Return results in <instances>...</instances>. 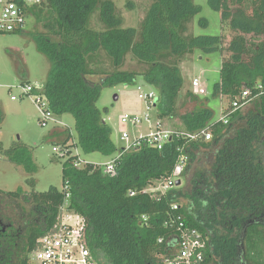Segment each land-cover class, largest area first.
Returning <instances> with one entry per match:
<instances>
[{"label":"trees","instance_id":"1","mask_svg":"<svg viewBox=\"0 0 264 264\" xmlns=\"http://www.w3.org/2000/svg\"><path fill=\"white\" fill-rule=\"evenodd\" d=\"M210 3L222 14L219 35L193 33L202 10L194 0H152L139 29L123 25L113 0H43L28 9L34 25L19 32L50 63L44 94L51 109L74 116L83 152L115 161V176L101 165L75 166L76 155L63 164L69 208L85 217L86 240L99 264H163L175 249L178 215L206 239L201 264H264V0ZM103 53L111 70L100 68ZM210 53L223 58L220 80L211 96H200L187 88L181 63ZM128 54L143 70L122 69ZM138 75L156 92L158 118L181 121L174 129L181 134L162 149L145 139L119 148L97 105L103 88L134 84ZM246 89L255 96L251 105L227 123L217 119L211 102L225 97L230 103ZM4 118L0 104V125ZM204 129L211 141L188 137ZM55 135H66L63 144L71 136L69 129ZM180 154L188 158L184 184L158 197L143 193L172 176ZM5 155L28 173L38 170L28 145ZM64 201V188L56 186L0 190V264H29L39 239L59 222Z\"/></svg>","mask_w":264,"mask_h":264},{"label":"rangeland","instance_id":"2","mask_svg":"<svg viewBox=\"0 0 264 264\" xmlns=\"http://www.w3.org/2000/svg\"><path fill=\"white\" fill-rule=\"evenodd\" d=\"M119 15L123 19V25L139 29L152 0H113ZM202 7L201 12L192 23V31L195 35H219L222 33V14L210 3V0H194ZM201 19H205L203 24ZM98 15L92 20L93 26H98ZM34 22L28 19L27 27L32 28ZM26 27V28H27ZM227 41L230 33L227 32ZM102 66L111 70L107 56H101ZM223 58L218 53H210L201 57L190 56L181 63L183 76L187 80V88L193 91L192 80L200 77L203 86L207 90L204 96L213 94L215 84L220 80V66ZM145 67L132 54H128L122 69L143 70ZM50 63L47 57L41 53L29 36L21 32L0 33V104L5 118L0 125V190L15 191L19 187L26 190L36 189L46 191L51 186L59 189L65 187L63 179V164L71 156L78 155L85 163H93L104 166L112 160L111 156L99 152L85 153L77 145L78 132L75 118L72 114H57L51 110L53 116L48 126L40 124V112L31 95H22V86L32 83L39 87L45 85ZM24 82V84H23ZM138 86H142L145 92L150 91L151 86L146 83L143 76L138 75L136 82L131 85L117 84L103 88L98 107L102 111L104 120L112 128V140L119 147H128L136 138L147 136L156 123L160 120L157 116V103L151 110H147V103L138 98ZM194 92V91H193ZM16 96L14 100L12 97ZM117 97V99H116ZM228 98L213 100L212 108L217 119L222 117L223 111L228 107ZM251 104L243 107L246 110ZM194 105L188 103L191 109ZM186 106L183 108L185 110ZM141 118V123L136 125L122 123L125 115ZM149 114L150 121L145 119ZM165 128L179 129L181 121L178 118L171 120L161 119ZM152 127V128H151ZM69 129L70 139L66 144V135L57 141L55 131ZM128 132L129 140L122 139V133ZM64 141V142H63ZM17 144H25L31 147L34 161L38 170L28 173L23 166L13 163L5 155V151ZM54 147L60 149L59 152ZM65 150L68 153H64ZM29 180H35L32 187ZM182 179V184H184Z\"/></svg>","mask_w":264,"mask_h":264},{"label":"built area","instance_id":"3","mask_svg":"<svg viewBox=\"0 0 264 264\" xmlns=\"http://www.w3.org/2000/svg\"><path fill=\"white\" fill-rule=\"evenodd\" d=\"M42 2L43 0H0V33L25 30L28 22V9ZM44 86L39 87L28 83L22 86L21 94L31 95L40 112V124L46 127L52 119L53 114L49 100L44 94ZM192 86L195 94L200 96L207 94V90L203 86L200 77H195L192 80ZM137 89L138 98L147 103L148 111L151 110L153 104L156 103L157 95L155 90L151 89L145 92L142 86H138ZM254 97L250 90H243L232 99L228 107L223 111L221 119L227 123L231 114L249 105ZM12 98L14 100L17 99L16 96ZM145 119L150 121L149 114L145 115ZM141 121V118L130 117L127 114L122 118V123L126 124L131 122L136 125L141 123ZM180 134L179 132H175V130L165 128L160 119L147 136L136 138L127 148L140 143L139 139H145L148 144L162 149L165 144L171 141L173 135L178 137ZM188 137L191 140L201 138L204 141H211L213 134L211 131L204 129L198 133L189 134ZM122 139L129 140V133L123 132ZM54 150L56 152L60 151L57 147H54ZM64 153L68 152L65 150ZM187 159L185 154H180L172 176L153 182L142 192L152 197H158L165 194L169 189L176 187V182L181 178V173L187 163ZM83 164L85 162L80 160L79 157L74 161L75 166H82ZM103 167L112 176L117 174L114 159ZM64 194L65 201L60 209L59 222L54 230L39 239L37 247L30 254L29 264H99L94 258L86 240L87 225L85 217L69 208L70 192L68 186L64 187ZM135 194L136 192L130 191V195ZM172 208L178 209V204H174ZM143 217L146 218L145 216ZM177 221L175 249L171 257H164L163 264H201L204 260L206 239L198 229L187 225L182 215H178L176 221H172V225H175Z\"/></svg>","mask_w":264,"mask_h":264},{"label":"water","instance_id":"4","mask_svg":"<svg viewBox=\"0 0 264 264\" xmlns=\"http://www.w3.org/2000/svg\"><path fill=\"white\" fill-rule=\"evenodd\" d=\"M116 99H117V97H116ZM156 103H157V100H156ZM181 184H182V180L181 179H178L177 182H176V185L177 186H180Z\"/></svg>","mask_w":264,"mask_h":264},{"label":"crops","instance_id":"5","mask_svg":"<svg viewBox=\"0 0 264 264\" xmlns=\"http://www.w3.org/2000/svg\"><path fill=\"white\" fill-rule=\"evenodd\" d=\"M60 140H61V136H60V137H58L57 141H60Z\"/></svg>","mask_w":264,"mask_h":264}]
</instances>
